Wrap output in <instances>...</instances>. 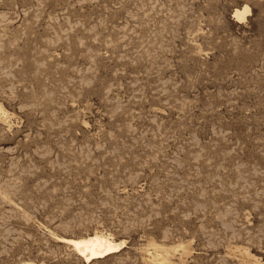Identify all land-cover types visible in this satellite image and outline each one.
<instances>
[{"label":"rangeland","instance_id":"rangeland-1","mask_svg":"<svg viewBox=\"0 0 264 264\" xmlns=\"http://www.w3.org/2000/svg\"><path fill=\"white\" fill-rule=\"evenodd\" d=\"M0 105V264H264V0H0Z\"/></svg>","mask_w":264,"mask_h":264},{"label":"bare ground","instance_id":"bare-ground-1","mask_svg":"<svg viewBox=\"0 0 264 264\" xmlns=\"http://www.w3.org/2000/svg\"><path fill=\"white\" fill-rule=\"evenodd\" d=\"M236 17L238 19L245 17L246 13L251 12L248 5H244L240 9H236ZM3 110V106L0 105V112ZM60 241L72 246L75 251L88 263L94 259L105 258L107 255L115 253L120 250L121 242L117 243L108 235H104L100 232L91 233V235L66 237L62 236ZM155 248L158 253L157 261L159 264H167L169 257L167 254L172 250H176L177 246H171L167 244L155 243ZM169 255V254H168ZM156 257V256H155ZM154 258V257H153ZM29 264V263H28ZM171 264V263H170Z\"/></svg>","mask_w":264,"mask_h":264}]
</instances>
